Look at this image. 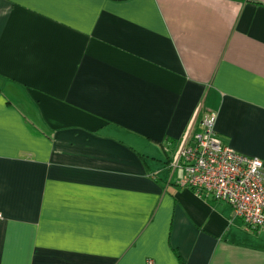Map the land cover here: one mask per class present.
I'll use <instances>...</instances> for the list:
<instances>
[{
    "label": "crops",
    "instance_id": "1",
    "mask_svg": "<svg viewBox=\"0 0 264 264\" xmlns=\"http://www.w3.org/2000/svg\"><path fill=\"white\" fill-rule=\"evenodd\" d=\"M210 113L264 161V0H0V264H264L170 166Z\"/></svg>",
    "mask_w": 264,
    "mask_h": 264
},
{
    "label": "built area",
    "instance_id": "2",
    "mask_svg": "<svg viewBox=\"0 0 264 264\" xmlns=\"http://www.w3.org/2000/svg\"><path fill=\"white\" fill-rule=\"evenodd\" d=\"M215 123L216 114L210 113L199 128L192 124L180 140L170 166L183 169L187 175L185 184L197 193L232 204L235 215L248 228L264 229V161L225 144ZM3 218L0 212V220Z\"/></svg>",
    "mask_w": 264,
    "mask_h": 264
},
{
    "label": "trees",
    "instance_id": "3",
    "mask_svg": "<svg viewBox=\"0 0 264 264\" xmlns=\"http://www.w3.org/2000/svg\"><path fill=\"white\" fill-rule=\"evenodd\" d=\"M176 146H177V144H175L174 148H176ZM176 255H177L179 264H185L184 261H183V259L181 258V256L178 253H176Z\"/></svg>",
    "mask_w": 264,
    "mask_h": 264
}]
</instances>
